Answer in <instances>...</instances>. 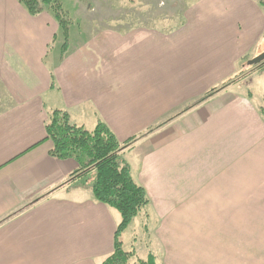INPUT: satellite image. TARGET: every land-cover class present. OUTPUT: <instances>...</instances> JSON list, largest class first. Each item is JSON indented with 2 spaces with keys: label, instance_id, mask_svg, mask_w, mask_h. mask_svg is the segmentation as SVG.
Listing matches in <instances>:
<instances>
[{
  "label": "crops",
  "instance_id": "obj_1",
  "mask_svg": "<svg viewBox=\"0 0 264 264\" xmlns=\"http://www.w3.org/2000/svg\"><path fill=\"white\" fill-rule=\"evenodd\" d=\"M186 1L177 24L139 16L96 34L63 5L64 49L52 12L0 0V264H102L113 253L121 215L72 175L74 159L50 153L56 109L91 130L101 119L120 141L139 137L126 158L150 198L157 264H264L263 105L238 88L257 71L185 110L264 51V7Z\"/></svg>",
  "mask_w": 264,
  "mask_h": 264
},
{
  "label": "trees",
  "instance_id": "obj_2",
  "mask_svg": "<svg viewBox=\"0 0 264 264\" xmlns=\"http://www.w3.org/2000/svg\"><path fill=\"white\" fill-rule=\"evenodd\" d=\"M19 2L34 16L44 11L52 12L63 31L65 38L63 47L66 49L73 20L64 9L62 2L60 0H19ZM258 2L264 7V0ZM53 85L52 76L51 86ZM219 90L220 87L211 89L206 96L185 110L208 99ZM173 117L176 116L168 117L167 121ZM46 127L48 137L53 142L51 155L59 159H74L78 163V169L72 175L80 176L79 183L91 190L95 200L118 210L121 215L115 232L113 253L102 264H157L153 254H149L147 259L137 258L135 262H131L136 252L126 250L122 240L123 232L133 219L143 211L147 214L150 206V198L145 188L135 180L126 158V152L139 137L134 136L120 141L101 119L94 129L89 130L83 125L72 122L69 113L61 109H56L49 115Z\"/></svg>",
  "mask_w": 264,
  "mask_h": 264
},
{
  "label": "rangeland",
  "instance_id": "obj_3",
  "mask_svg": "<svg viewBox=\"0 0 264 264\" xmlns=\"http://www.w3.org/2000/svg\"><path fill=\"white\" fill-rule=\"evenodd\" d=\"M73 1L74 0H61L65 7L67 5V7H70L74 10L77 9L75 14L77 15L78 12V15L82 19L86 20V27L93 29V33L95 34L102 32L104 29L119 30L120 25L127 27L130 25V23H133L134 21L136 22L137 17L139 16V20H143L144 24L157 25L162 28L166 26L168 27L169 25H174L178 22V18L174 16L179 14V19H181L185 5L188 3L186 0H78L77 2L81 5L78 8L73 6V8L71 5ZM168 1L177 3L176 13H171V11H169ZM68 13L69 15H72L71 10ZM125 21H127V23H123ZM55 50L56 49L51 50L52 54H54ZM251 58L252 56L241 58L237 73H235L232 78L222 83V86L219 87L221 90L227 85H230L232 82L240 83L242 82L241 79L247 77L248 74L257 71V74L253 75L247 80L244 79L245 81L240 84L238 88L240 91H245L246 94H248L249 91H252L254 100L259 98V101L262 102L264 114V75L258 73V70H263L264 63H262V65L258 64L248 66L247 63ZM52 59L53 55L50 57L51 61ZM48 65L51 66V63L48 62ZM54 95L55 92L49 95L47 98V100L49 99V107H51L50 99ZM50 109L52 108H49V110ZM178 113L179 112L175 113L174 116H177ZM112 210L114 214L120 218L119 211L115 209ZM145 220V211H143L139 217H136L133 220V223L131 222L132 224L130 223L131 225L128 226L129 228L127 227L128 229L125 231V233L123 232L126 249L128 251L134 250L136 252V255L132 257L131 262H135L137 258L147 259L149 251H156L154 249L153 243L150 242V236L146 230L148 226L145 225ZM156 254L159 255V257H162L160 252H156Z\"/></svg>",
  "mask_w": 264,
  "mask_h": 264
},
{
  "label": "water",
  "instance_id": "obj_4",
  "mask_svg": "<svg viewBox=\"0 0 264 264\" xmlns=\"http://www.w3.org/2000/svg\"><path fill=\"white\" fill-rule=\"evenodd\" d=\"M264 61V52L248 61V65L258 64Z\"/></svg>",
  "mask_w": 264,
  "mask_h": 264
}]
</instances>
